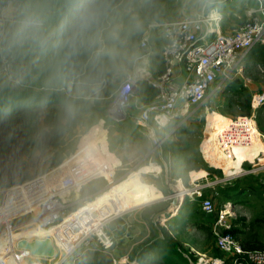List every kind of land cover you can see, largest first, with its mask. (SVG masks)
Listing matches in <instances>:
<instances>
[{
  "label": "rangeland",
  "instance_id": "1",
  "mask_svg": "<svg viewBox=\"0 0 264 264\" xmlns=\"http://www.w3.org/2000/svg\"><path fill=\"white\" fill-rule=\"evenodd\" d=\"M215 1L217 0H120L117 2L107 11L99 32L100 42L97 45L104 49L105 54L101 58L105 63H113L116 66L112 78L109 80L84 84L81 81L82 75H78L73 70L69 64L70 61L65 62L64 53L55 57L49 66L45 60L37 76L38 79L33 80V84H31L34 88L19 90L23 95L45 94L46 92L56 96L63 95L69 104L52 102L35 106L32 109H25L12 117H7L13 134L16 136L21 134L25 137L26 147L23 154V166L16 181L4 185L0 180V191L61 166L60 173L54 175L55 178L69 172L78 181L71 197L74 203L70 206V210H77L80 207H82L80 210H85L108 204L111 206L112 213L124 211L118 219L126 218L134 210L142 212L146 224H141L134 231L132 239L138 242L135 248L154 239L158 233L166 235L167 251H162V248L158 246L152 248L148 257L151 262L158 259L164 264H201V259L204 257L208 260L219 258L225 260L226 264H231L232 256L218 247L215 228L217 214L221 208L224 209L226 206L227 219L234 223L233 228L238 231L235 235L240 242L248 233L260 234L261 240L264 241V221H262L261 227L248 226L257 218L264 220V198L262 197L264 105L257 109L251 105V111H249L246 107L238 105L239 95L237 93L242 87L252 93V99L254 94L264 93V66L250 65L247 67V72L242 73L241 66L244 62H240L232 70L230 79L224 84L217 83L206 101L197 106L196 112L189 118L185 116V118L171 119L162 128L157 126L155 119H152L148 123L150 128L148 135L134 134V127L128 123L132 119L136 123L141 109L150 102L148 97L137 92L139 79L136 80L135 90L130 93L128 105L114 107L128 73H132L139 66L140 57L145 53L141 47V35L148 21L153 19L174 20L185 15H192L200 11L205 4L210 5ZM234 1L225 6L228 9L225 22L231 27L229 30L231 33L248 20L244 13V5H241L240 8L238 5L239 2L243 3L246 0ZM66 4H68V0H58L57 9H61ZM235 6H238L237 10L234 9ZM47 26H49L48 23H46ZM109 32L112 33L111 36H109ZM63 37L65 39V35ZM161 41L160 35H153L151 41V49L154 52V58H151L152 64L159 60ZM129 63H131V67ZM85 87L94 89L95 93L86 96L80 95ZM6 88L0 87V98ZM13 95L8 92L6 96L11 98ZM78 103L83 107L84 105L92 107L95 104L97 108L91 110L86 106L83 110H74L73 105H78ZM207 109L210 111L209 114L205 112ZM215 113L220 114L225 120L236 119L242 115L255 117L258 131L262 136L261 142H263L260 151L261 161L257 159L255 162H244L242 170L231 176V181L240 180L241 184L251 185L253 183L254 187H261V196L258 197L259 201L229 200L225 202L221 201L216 194L206 193V189H204V198H211L215 205V213L207 214L202 208V198L192 192L193 186L189 181L188 173L189 171L195 173L206 170L212 177L215 176L221 180L219 185L226 184L225 179L229 176L225 170L213 166L209 161L206 149L205 156L202 151V145L208 141L211 119ZM119 124L122 129H118ZM99 128L105 132V144H98L102 148L107 146V153L112 154L115 164L111 174L106 176L96 173L97 171L89 173L73 166H67L64 169L63 167L67 163L80 154V147L86 137L94 135L95 130ZM214 146H217V142ZM101 151L105 156L106 150L101 149ZM101 157V159L81 162L87 170H96L106 162V159ZM118 157L123 161L119 162ZM109 166L111 167L112 164ZM160 166L163 169L161 178L166 175L168 180V184H165L164 188L161 185L164 189L163 194L157 186L151 184L156 179L153 173L160 171ZM253 168L254 170H252ZM132 174L131 179L125 181L124 187L118 191V196H116L112 188ZM176 174L178 178L184 179V184H176L174 179ZM137 176L141 180L140 186L137 187L139 192L136 198L131 199L130 195L126 196L123 192L128 191L127 188ZM138 182L140 181L138 180ZM182 191H185V194ZM156 194H160L161 197L155 196ZM179 195L185 196L186 201H178L177 225L174 222L165 221L162 212L167 205H171V198L175 196L179 198ZM96 198L98 199L94 201ZM118 199H121L122 203L127 201L128 205L118 208L115 204ZM175 210L172 209L167 214L168 217L172 216ZM20 220L21 218L16 222ZM115 221L114 219L109 223L108 232L115 233V227L112 225ZM0 229H2L1 225ZM46 235L49 234L43 230L39 234V236ZM2 250L3 246L1 245L0 253ZM100 250L102 249L94 244V247L85 249L79 259H82L84 264H121L128 260L119 257L122 255L120 250L119 252ZM97 251L99 254H96L91 262L84 261L89 253ZM32 260V258H28L26 261L30 263ZM53 260V258H46L42 261L51 264Z\"/></svg>",
  "mask_w": 264,
  "mask_h": 264
},
{
  "label": "built area",
  "instance_id": "2",
  "mask_svg": "<svg viewBox=\"0 0 264 264\" xmlns=\"http://www.w3.org/2000/svg\"><path fill=\"white\" fill-rule=\"evenodd\" d=\"M254 1L255 5L246 7L247 22L232 33L221 30L225 15L216 8L214 2L205 4L192 15L174 20L148 21L141 37V47L145 53L140 57L139 66L128 73L114 107L127 106L130 93L135 90L136 80H147L157 89V95L155 100L141 109L137 118L140 126L149 128L148 123L155 119L157 126L162 128L171 119L189 118L196 112V107L206 101L214 86L230 79L232 70L251 49L264 43V0ZM14 3L15 0H0V13ZM156 33L161 34L165 43L162 49L164 70L155 75L151 68L154 54L151 41ZM15 59V49L9 51L0 45V83L7 80L22 84L21 77L15 72ZM263 105L264 93L254 94L253 108ZM205 112L210 113L209 109ZM227 121L228 125L216 134V149L222 155L236 156L237 149L251 146L255 131L262 140L254 116L242 115ZM207 142L202 145L204 156ZM260 154L254 159L261 161ZM246 161H250V158H246L242 164ZM60 167L0 191V238L8 242L0 253V264H22L18 251L23 253V259H33L28 264H46L42 261L45 257L32 255L29 250L17 247L21 238L50 236L56 247V256L51 264H64L67 259L74 263L85 249L94 247V244L104 250H109L115 244L112 232H108V225L124 211L112 213L108 204L85 210H80L82 207L70 210L74 203L71 197L78 181L69 172L55 178L54 175L60 173ZM234 175H228L225 182H230ZM220 183L221 180H218L193 187L192 192L202 198V208L207 214L215 213V205L211 198H204L203 191L207 186ZM226 208L219 210L215 223L219 249L232 256L231 264H264V248L245 250L234 234L224 232L232 227L227 219ZM33 225L44 230L55 228L58 240L52 235H24ZM217 261L226 264L225 260L219 258L207 262L217 264Z\"/></svg>",
  "mask_w": 264,
  "mask_h": 264
},
{
  "label": "trees",
  "instance_id": "3",
  "mask_svg": "<svg viewBox=\"0 0 264 264\" xmlns=\"http://www.w3.org/2000/svg\"><path fill=\"white\" fill-rule=\"evenodd\" d=\"M38 0H32V3L37 2ZM45 2L48 6H53L55 3H57L58 0H40ZM120 0H107L108 4V10L111 9L117 2ZM107 10V11H108ZM51 16L55 22V24L60 28V25L62 22H64L68 16H69V5H64L61 9H57L55 12L51 13ZM145 29V28H144ZM144 30L142 31L143 35ZM161 36L160 33H156ZM141 35V37H142ZM64 36V35H63ZM62 36L60 42L58 43V46L62 48V51L65 52V49L63 48L62 42L64 40V37ZM161 50L159 56V60L157 61L156 65V73L155 75L162 72L164 70V63H163V55H162V49L164 46V39L161 36ZM256 52H257V60L255 64L264 66V43H260L256 45ZM90 53L87 51H83L78 57L73 58L69 64H71L73 70L78 73V75H82L83 78H81V81L86 84H95L102 81H106L107 79L112 78V73L115 71L116 66L113 63L106 64L105 61L100 57L99 60L96 62H91L89 59ZM154 58V56H153ZM45 61V60H44ZM40 64H31L26 65V68L24 66L20 67L18 66L16 59H15V72L18 76L22 79V84L18 85L13 82L4 80L0 83V86H3V88H7L3 90V94L0 98V180L1 183L5 184H11L16 181L17 176L21 172L22 164H23V154L26 147V140L23 135H14L10 125L8 124L7 117H12L18 112H21L25 109H32L35 106H41L43 104L48 103H55V102H63L65 105L69 104L68 100L62 95V96H56L52 95L48 92L40 93V94H22L21 89H28V88H34L31 86L33 84L32 80V74L40 72V68L42 65ZM129 66L131 67V63H129ZM29 77V78H28ZM21 91H20V90ZM48 90V89H46ZM8 92H11L14 94L11 98H7L6 95H8ZM138 94H143L144 97H148L150 99V102L155 100V97L157 95V89L150 84L147 80H139L138 81ZM94 89L85 87L81 94L82 96L91 95L94 94ZM239 95V103L238 105L240 107H246L249 111H251V105H252V93L245 89L241 88L238 92ZM138 96V95H137ZM148 102V103H150ZM147 103V104H148ZM74 104V103H73ZM146 104V105H147ZM87 106V105H86ZM84 105L81 106L79 103L78 105H73L74 110H83V108H86ZM88 107V106H87ZM95 110L97 107L95 104H93L92 107H88V109ZM137 122V120H136ZM116 126V125H115ZM118 129H122L121 125L119 124ZM19 134V131H18ZM131 176H129L125 181L128 179H131ZM233 182V183H230ZM227 182L225 185H217V190L219 193V198L221 201H229L231 200L232 196L231 194L234 192L235 194H238L239 192L245 191L247 188L251 189L252 192H254L257 197H260V189L261 187H254L255 184H246L240 183V180L238 181H230ZM263 192L262 197L264 193V182H263ZM116 186L124 187V183L120 182ZM253 186V187H252ZM246 187V189H244ZM156 194L155 196H157ZM262 221H264L261 218H257L255 221L250 223L248 226L250 227H261ZM232 224L231 229L224 230V232H231L232 234H237L238 231L234 230L233 226L234 223L230 222ZM163 236V233H158L156 237L152 240H149L143 244H141L139 247H136L133 249V251L129 254V258L125 263L121 264H164L163 262L159 261L158 259L155 262H151V260L148 258L151 254V249L155 246L161 247V250L167 251L168 247L165 245L166 243V236ZM236 236V235H235ZM261 235L256 234L253 235L251 233L246 234V236L241 241V244L245 250H256V249H263L264 248V241L261 240ZM166 246V247H165ZM100 251H105L104 249ZM99 254V251L89 253L86 256V259L84 261L91 262L93 260V257ZM221 255V253H219ZM221 257V256H220ZM73 264H84L82 259L76 260Z\"/></svg>",
  "mask_w": 264,
  "mask_h": 264
},
{
  "label": "crops",
  "instance_id": "4",
  "mask_svg": "<svg viewBox=\"0 0 264 264\" xmlns=\"http://www.w3.org/2000/svg\"><path fill=\"white\" fill-rule=\"evenodd\" d=\"M37 2L40 3L45 9V13L47 16V23L49 25L46 27V31H47V33L51 34L52 44L58 45V43L60 42L63 35L59 32V28L55 24V22L51 16V13H53L57 10V3H55L53 6L50 7L43 1L38 0ZM37 2H34V4ZM233 2H235V1L234 0H232V1L221 0V2H219L217 0L214 2V3H216L215 4L216 8L218 10L222 11L225 15V18H224L222 25H221V30L224 33H231V32H229V30H231V27L226 24L227 22H225V20L227 18V14H228V9L225 6L228 4L230 5ZM255 4H256V2L254 0H246V1H243V3L239 2L238 5H239V8L241 5H244V13L246 15V12H245L246 7L249 5H255ZM234 9L237 10L238 6H235ZM14 49H15V54H16V62L18 64V66H20V67L24 66V68H26V65L40 64L42 62L44 64V60H46V62L48 64L47 66H49V64L52 62V60H54L55 57H57L60 53H64V51H62V48L60 46H56V47L50 46L46 51H42L37 47H33V46L25 44L22 47H17ZM256 60H257V52H256V46H255L251 49V51L243 59L244 64H242V66H241L242 73H246L248 70L247 67L250 65H256L257 66V64H255ZM152 65H153L152 66L153 73H156L157 61H156V63H153ZM258 66H260V65H258ZM38 74H39V71L37 73L32 74V76H31L32 80L38 79L37 78ZM0 87H3V86H0ZM128 123L130 124V126L134 127L133 128L135 130V131H133L134 134H140L141 133L143 135H148L149 130H150L149 128L140 126L137 122L135 123L134 119H132V121H129ZM213 131H216L215 127L213 128ZM99 143L105 144V132H104V137H103L102 141ZM259 145H260L259 143L256 145H254L252 143V145L249 149L236 150V152H237L236 155L238 157L237 160H235V159L233 160L231 158L229 160H222L223 159L222 156H217L215 154L214 159H213V163H214V165H218V166H221L220 163H222V165H224V169L227 171V174H230L234 171H236V172L241 171L242 170V161L245 158H253V154H257V148ZM105 147L107 149V146H105ZM109 156H110L109 159L113 158V157H111L112 154H110ZM117 159L119 162L123 161V160H121L120 157H118ZM256 160L257 159H250V161H248V162H255ZM160 168H161L160 171H155L153 173V176L156 179L154 180V182H151V184L157 186V188H159V190L163 194V190H164L163 188H164L165 184H168V180H167L166 175L164 178H161L163 176L161 174V173H163V169L161 166H160ZM188 174H189L188 175L189 181L191 182L193 187H195L199 184L200 185H207V184H210L212 182L215 183L216 181L220 180L218 177H215V176L212 177L210 175V173L206 170H201V171L195 172V173L189 171ZM174 179H175L177 185L178 184H180V185L184 184V179L182 177L178 178L177 174L175 175ZM138 180L140 182H138ZM195 181H197V182H195ZM122 182L125 183V180H123ZM140 183H141V180L139 179V176H137V178L130 183V187L127 188L128 191L123 192V193L126 196L130 195L131 199H133V197L136 198L137 194L139 192L137 187L140 186ZM230 183H233V182H230ZM161 185L163 188L161 187ZM217 185L207 186L206 187V193L211 192L210 194L219 195L218 190H217ZM133 186H136V187L134 188ZM112 189H114L115 195L118 196L117 193L120 189H122V187L115 186V188H112ZM244 189H246V187H244ZM140 190H141V192H143L142 188H140ZM183 194H185V193H183ZM179 196H180L179 198H178V196L172 197L171 198V200H172L171 205L170 206L167 205V207H165L164 211L162 212V215H164L165 221L174 222L177 225H178V209H177L178 204H175L174 201H176V200L180 201L182 199V196L181 195H179ZM231 196H232L231 201H259V198L257 197V195L254 192H252L251 189H249V188H247L243 192H239L238 194H235L233 192L231 194ZM159 199H161V198H159ZM159 199H157V200H159ZM181 201H186V197L184 196ZM175 208H176V211L173 213V215L168 217L167 214H169L172 211V209L175 210ZM118 218L115 219L116 221L112 223V225L115 227V233L113 231H111L113 236L115 237V244H114L115 246L110 251L119 252V250H120L122 255H120L119 257L122 259H126V258L128 259L129 254L133 251L135 246H137V244H138L137 241H133V239H132L134 237V233H135L134 231L141 224H146V220L143 217L142 212H140L138 210H134V211L130 212L126 216L127 219L125 217H123L122 219H118ZM165 236L166 235H163L161 237H165ZM162 251H165V250H162Z\"/></svg>",
  "mask_w": 264,
  "mask_h": 264
},
{
  "label": "clouds",
  "instance_id": "5",
  "mask_svg": "<svg viewBox=\"0 0 264 264\" xmlns=\"http://www.w3.org/2000/svg\"><path fill=\"white\" fill-rule=\"evenodd\" d=\"M69 16L61 23L59 32L65 35L62 42L65 62L78 57L83 51L90 53L91 62L105 54L99 32L108 10L107 0H68ZM47 16L40 3L32 0H15L5 12L0 13V45L7 50L25 44L46 51L52 44L46 31ZM112 33L109 32V36Z\"/></svg>",
  "mask_w": 264,
  "mask_h": 264
},
{
  "label": "bare ground",
  "instance_id": "6",
  "mask_svg": "<svg viewBox=\"0 0 264 264\" xmlns=\"http://www.w3.org/2000/svg\"><path fill=\"white\" fill-rule=\"evenodd\" d=\"M228 122L227 120H225L220 114H213V118L211 119V126H210V130H209V134H208V146L207 148L209 149H206V153H207V156L209 158V161H211L212 165L215 166V167H219V168H224V165L221 164V166H218V165H214L213 163V159H214V156L215 154L217 156H222L223 159L222 160H229L230 158L231 159H235L237 160L238 157L237 155L236 156H231V157H227V156H224L222 155L221 153H219L217 151V147L214 146L216 142H214L216 140V134L222 129V127H226V125H228ZM216 128V131H213V128ZM104 137V131L103 129L99 128V129H96L95 132H94V135H88L84 141V143L81 145V149H80V154L77 156V157H74L69 163H67L63 168L65 169L67 166H73V167H77L79 168L80 170L82 171H88L89 173H102L106 176H109L112 172V169L114 168L115 164L113 163V158H110L109 159V154L107 153V149L106 147L102 148L101 146H99V142L102 141ZM254 145L256 144H260L257 148V154H253V157H256L259 152L261 151V148L263 147L262 144L263 142H261V140L259 139V134L257 133V131L254 132V135H253V142H252ZM251 146L247 147L246 149H249ZM101 149L103 151L106 150V153H105V156L103 154V152L101 151ZM216 150V151H215ZM239 150V149H237ZM242 150V149H241ZM245 150V149H243ZM237 154V152H236ZM103 156L105 159H106V162L105 163H102V166L99 167L98 169L96 170H87L86 169V166L81 162V161H85V162H89L90 160H94V159H101ZM112 157V156H111ZM246 159V158H245ZM244 159V160H245ZM251 159V158H250ZM116 160V159H115ZM243 160V161H244ZM110 161V163H109ZM242 161V162H243ZM112 166L110 167L109 165ZM225 170V169H224ZM77 171V170H76ZM226 174H227V171L225 170ZM240 171L236 172H232L230 174H227V175H232V174H236V173H239ZM83 179V178H82ZM183 198V197H182ZM121 199H118L117 201H115V204L118 208H121V207H125L128 205V202L127 201H120ZM182 200V199H181ZM130 201V200H129ZM176 209V208H175ZM176 211V210H175ZM46 231L47 234L49 235H52L53 237L57 238L58 240V236H56L54 230L55 228L53 229H50V230H44L42 228H38V227H31V229L27 230L26 233H23L24 235H27V236H39V234L41 233V231ZM3 246V250L1 252L4 251L5 247L8 245V242H7V239H1L0 238V246ZM17 254L20 256V259L22 260V264H28V262L23 259V253H21V251H18ZM10 260V257L8 258ZM209 261L208 259L202 257L201 259V264H204L205 262ZM217 264H219V262L217 261Z\"/></svg>",
  "mask_w": 264,
  "mask_h": 264
},
{
  "label": "water",
  "instance_id": "7",
  "mask_svg": "<svg viewBox=\"0 0 264 264\" xmlns=\"http://www.w3.org/2000/svg\"><path fill=\"white\" fill-rule=\"evenodd\" d=\"M175 204H178V200L174 201ZM115 245L109 248L112 250ZM17 247L20 249H26L31 252L32 255L53 258L56 256V247L54 245L53 239L50 236L45 238H34L26 239L21 238L17 242ZM64 264H73L71 259H67ZM204 264H210V262H205Z\"/></svg>",
  "mask_w": 264,
  "mask_h": 264
},
{
  "label": "flooded vegetation",
  "instance_id": "8",
  "mask_svg": "<svg viewBox=\"0 0 264 264\" xmlns=\"http://www.w3.org/2000/svg\"><path fill=\"white\" fill-rule=\"evenodd\" d=\"M157 196H158V197H161V195H160V194H158Z\"/></svg>",
  "mask_w": 264,
  "mask_h": 264
}]
</instances>
